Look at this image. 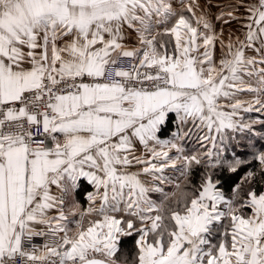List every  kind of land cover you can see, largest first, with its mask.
I'll use <instances>...</instances> for the list:
<instances>
[{
  "label": "snow or ice",
  "instance_id": "obj_1",
  "mask_svg": "<svg viewBox=\"0 0 264 264\" xmlns=\"http://www.w3.org/2000/svg\"><path fill=\"white\" fill-rule=\"evenodd\" d=\"M0 264H264V0H0Z\"/></svg>",
  "mask_w": 264,
  "mask_h": 264
},
{
  "label": "trees",
  "instance_id": "obj_2",
  "mask_svg": "<svg viewBox=\"0 0 264 264\" xmlns=\"http://www.w3.org/2000/svg\"><path fill=\"white\" fill-rule=\"evenodd\" d=\"M126 243H127L128 245H131V243H132L131 239L127 240Z\"/></svg>",
  "mask_w": 264,
  "mask_h": 264
}]
</instances>
